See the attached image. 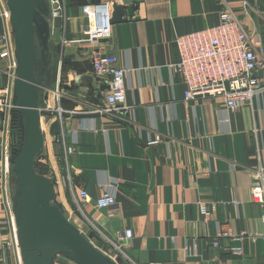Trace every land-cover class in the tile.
Listing matches in <instances>:
<instances>
[{"label":"crops","instance_id":"1","mask_svg":"<svg viewBox=\"0 0 264 264\" xmlns=\"http://www.w3.org/2000/svg\"><path fill=\"white\" fill-rule=\"evenodd\" d=\"M6 1L0 0V37L5 31L2 11L10 12ZM65 2L64 18L50 16L57 29L35 65L45 137L35 161L55 181V199L64 214L83 233V228L93 230L123 244L127 257L109 245L115 256L123 255L120 264H264V239L259 236L264 208L251 199L255 172L264 168V92L237 110H228L220 97L187 101L183 78L169 67L180 59L176 39L219 24L227 6L249 33L261 35L256 46L264 56V0ZM96 3H108L111 16L115 4L134 7L133 17L126 14L112 24L105 44L106 52L128 70L127 112L98 111L108 86L94 73L91 45L81 41L89 22L83 6ZM8 17L14 57L0 56V100L15 81L13 61L16 73L18 68L17 37ZM5 49L0 44V53ZM11 97L15 100L13 90ZM57 107L61 116L51 112ZM14 144L11 115L0 107L3 264H19L21 257L14 219L19 192ZM82 190L92 199L83 213L73 197V191ZM106 193L115 196L116 204L97 208L95 201ZM127 229L133 231L131 239L124 236ZM219 231L227 235L215 246ZM240 247L243 256L233 252ZM65 260L53 264H78Z\"/></svg>","mask_w":264,"mask_h":264},{"label":"built area","instance_id":"2","mask_svg":"<svg viewBox=\"0 0 264 264\" xmlns=\"http://www.w3.org/2000/svg\"><path fill=\"white\" fill-rule=\"evenodd\" d=\"M47 3L51 6V18L66 16L65 0H47ZM83 12L89 22L83 31L84 38L81 41H86L91 45L89 54L94 73L104 79L108 86L105 105L98 111L108 114L116 111L127 112L125 79L128 70L119 65L116 55L106 52V42H103L112 37L111 6L108 3L88 4L83 6ZM8 15L10 16V12L7 13L3 9L5 31L0 37V44L5 45L6 49L0 53V56L13 58L14 48L10 37ZM260 40L261 35L249 33L230 6L221 11L219 24L179 36L176 43L180 59L169 67L173 74H179L183 78L187 87L185 100L190 101L206 96L220 97L224 100L228 110H237L245 105H252L255 98L264 92V56L259 53L256 46V41ZM14 62L11 67L13 68L11 75L15 79L16 62ZM11 93V89L7 90L5 97L0 100V107L8 115H11L14 108H18ZM53 111L60 116L63 113L61 107H57L51 112ZM23 138H20L18 142L15 141L13 148L15 155L19 154L23 148ZM73 197L77 209L82 213L84 205L92 201L86 190L79 193L73 191ZM251 199L264 208V168L257 169L255 172ZM115 204L116 198L112 193H106L95 201L97 208L112 207ZM202 210L206 215H209L206 207H203ZM262 225L263 231L259 236L264 239V215ZM223 235L227 234H222L219 231L213 242L215 246H220L219 238ZM124 236L131 239L133 231L127 229ZM104 240L126 256L123 244H116L109 238ZM102 251L108 255L107 251ZM233 252L240 256L244 255L242 247L233 249ZM111 257L117 264H120L117 257L113 255ZM19 264H23L21 257H19ZM148 264L161 263L150 262Z\"/></svg>","mask_w":264,"mask_h":264},{"label":"water","instance_id":"3","mask_svg":"<svg viewBox=\"0 0 264 264\" xmlns=\"http://www.w3.org/2000/svg\"><path fill=\"white\" fill-rule=\"evenodd\" d=\"M10 22L16 33L18 68L10 85L24 122L23 148L12 153L20 198L14 208L20 254L23 264H53L63 255L78 264H117L94 244L53 203L55 185L34 170L36 157L44 146L40 113L35 93V65L38 60L37 38L47 51L56 26L50 21L47 0H7ZM134 16V7L113 5L111 22ZM103 42H107L105 39Z\"/></svg>","mask_w":264,"mask_h":264},{"label":"trees","instance_id":"4","mask_svg":"<svg viewBox=\"0 0 264 264\" xmlns=\"http://www.w3.org/2000/svg\"><path fill=\"white\" fill-rule=\"evenodd\" d=\"M11 124H12V132H13V137L15 139L16 142H18L20 140V138H23L24 135V122H23V115H22V111L19 108H14L12 110L11 113ZM18 153H16L17 155ZM40 154V153H39ZM38 154V156H39ZM34 170L41 175H45V171H47V169H45L43 167L42 164L38 163L37 161H35L34 163ZM15 174V173H14ZM52 183L55 185V181L52 180ZM90 235H88L87 237L89 239L93 238L94 240L96 239L97 244L101 245L102 249L105 251L109 250V243L106 242V240H104L100 234L96 231L90 230ZM92 240V239H91ZM111 250V249H110ZM117 260L120 263L121 262V255L118 254L117 256Z\"/></svg>","mask_w":264,"mask_h":264},{"label":"rangeland","instance_id":"5","mask_svg":"<svg viewBox=\"0 0 264 264\" xmlns=\"http://www.w3.org/2000/svg\"><path fill=\"white\" fill-rule=\"evenodd\" d=\"M40 43H41V40H40L39 38H37L38 57H39V58H41L42 55H43V53H42V47L40 46ZM39 65H41V61H40V64H38V67H39ZM13 175H15V174H14V168H13ZM15 177H16V176H15ZM15 177H14V181H16V180H15ZM16 193H17V192H16ZM19 198H20V195H19V192H18V193L16 194V196H15V199H16V200H15V203H16V204H17ZM53 203L56 204V205H58V206L60 207V209L62 210V212L64 213L63 205H61L56 199H54ZM16 204H15V206H16ZM65 215L68 216L67 213H66ZM71 222H73V221H71ZM83 230H84V232L86 231L85 234H86L87 236L90 235V234H89V233H90L89 230H86L85 228H83ZM91 239H92V241L94 242V244H96V246H97L98 248L102 249L101 245H98L97 242H96L93 238H91ZM91 239H90V240H91ZM102 250H103V249H102ZM107 252H108V255H109V256L113 255L114 257H116V256L114 255V252H113V251L109 250V251H107ZM57 260H59V261H66V260H65V257H64L63 255H60L59 257H57L56 261H57Z\"/></svg>","mask_w":264,"mask_h":264}]
</instances>
